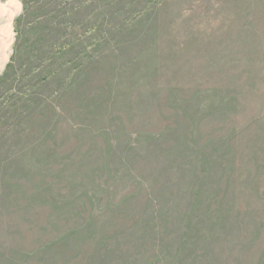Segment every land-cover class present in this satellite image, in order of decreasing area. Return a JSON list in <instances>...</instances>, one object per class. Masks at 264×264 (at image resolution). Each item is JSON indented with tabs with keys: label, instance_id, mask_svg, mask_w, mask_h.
Returning <instances> with one entry per match:
<instances>
[{
	"label": "rangeland",
	"instance_id": "374dc122",
	"mask_svg": "<svg viewBox=\"0 0 264 264\" xmlns=\"http://www.w3.org/2000/svg\"><path fill=\"white\" fill-rule=\"evenodd\" d=\"M16 1L0 69V264H98L88 259L93 245L81 241L35 253L91 212L102 217L98 237L127 225L135 233L132 218L143 196L120 205L136 189L134 177L180 161L190 165L197 153L203 159L197 178L204 181L186 168L171 184L203 185L207 199L225 193L230 242L221 241L216 251L229 249L228 264H264V0L141 2L146 9L138 8L134 30L94 54L111 71L87 70L71 79L77 46L51 63L44 59V68L30 47L36 17L24 15L22 0ZM65 26H56L59 44L77 39L86 48L80 56L92 55L88 33ZM51 70L55 78L42 83ZM100 85L102 95H93ZM158 134L164 142L146 141ZM136 136L146 142L125 152ZM179 188L168 191V200ZM142 246L150 257L152 248Z\"/></svg>",
	"mask_w": 264,
	"mask_h": 264
},
{
	"label": "trees",
	"instance_id": "16d2710c",
	"mask_svg": "<svg viewBox=\"0 0 264 264\" xmlns=\"http://www.w3.org/2000/svg\"><path fill=\"white\" fill-rule=\"evenodd\" d=\"M141 2H145L147 6L158 3L159 0H22L24 15H35L39 29L34 34L32 46H30L33 48L34 57L42 56L39 62L46 68L43 64L44 59L51 63L54 57L57 59V56H64L77 46L78 52L69 62L73 64L72 67L78 68L72 71L69 79L84 76V74L86 76L87 70H93L97 74L102 69L111 71L110 64L102 65L100 59L94 58V54H97L101 46L107 44L109 40L118 41L119 37L134 30L140 18L137 16L138 8H143L140 5ZM60 12H63L62 17L69 21L68 25L60 23L58 16ZM79 16L83 19L76 24L74 20ZM56 26H65L66 30L75 29L84 34L88 33L87 39L90 42L87 49L92 55L80 56L86 48H80L77 39H73L65 46L59 44L63 34L60 32V35H56L60 31L56 29ZM80 50L83 51L79 52ZM56 73L51 70L48 75L50 78L43 79L42 83H49L55 78ZM68 82L72 86L77 85L76 82L69 80ZM104 90L105 88L100 85L93 95H102ZM88 104L95 110L101 108V105L94 100L88 101ZM121 122L120 120L118 125L122 128ZM143 137L136 136L132 139L127 144L125 152L132 149L136 142L145 143L152 140L157 143L162 140L164 142V135L160 134L146 141ZM178 138L182 139L180 136ZM107 145L112 147V142H108ZM199 155V153L196 154L190 165L180 161L171 165L170 169L163 166L147 170L143 175L140 174L142 176L134 177L136 189L134 192L128 191L130 194L120 200V205H126L132 200L137 203L141 201L138 195L143 196V200L137 203L139 212L132 218L131 224L133 228H136L135 233H133L134 229L131 231L127 225L125 231H118L110 238L98 237L95 226L102 217L91 212L81 225L73 226L61 236L53 238L41 246L42 248L40 247L41 249L35 255L40 251L44 254L59 243L67 246L74 240V243L81 241L82 244L93 245L88 259L98 264H139L140 262L143 264H216L213 263L216 259L220 260V264H226L229 249L224 251L215 249L223 245L220 244L221 241L230 242V205L225 201L226 194L224 193L220 199L202 198V194L207 192L205 186L194 183L181 189L179 182H175L174 185L170 182L176 177L180 180L187 169L191 171L192 179L204 181L201 179L202 176L197 178V172L203 171L199 165V162L203 163V159L199 158ZM173 160L176 158L174 157ZM176 185L180 188L173 195L174 200H168V191L176 189ZM189 189L191 194L186 198L183 197ZM228 189L229 185L226 183L225 191ZM210 206L214 208L211 210ZM52 224L53 222L50 221L49 230L53 229V226H50ZM110 225L111 222L102 223L104 228H109ZM142 245L152 248L153 253L150 257L144 258L139 250L143 248ZM74 247L79 248V244H75ZM9 252L10 248L7 249L8 254ZM54 256L56 258V254ZM53 261L54 259L48 260L45 264L55 263ZM10 262H13V258H10Z\"/></svg>",
	"mask_w": 264,
	"mask_h": 264
},
{
	"label": "bare ground",
	"instance_id": "6f19581e",
	"mask_svg": "<svg viewBox=\"0 0 264 264\" xmlns=\"http://www.w3.org/2000/svg\"><path fill=\"white\" fill-rule=\"evenodd\" d=\"M19 10L16 0L0 2V69L7 62L11 39L12 19Z\"/></svg>",
	"mask_w": 264,
	"mask_h": 264
}]
</instances>
